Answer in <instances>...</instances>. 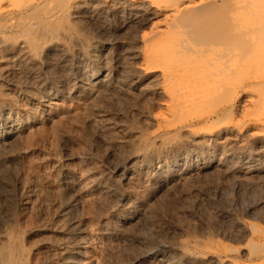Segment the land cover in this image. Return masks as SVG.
Listing matches in <instances>:
<instances>
[{"label":"rangeland","instance_id":"374dc122","mask_svg":"<svg viewBox=\"0 0 264 264\" xmlns=\"http://www.w3.org/2000/svg\"><path fill=\"white\" fill-rule=\"evenodd\" d=\"M47 1L48 3H46ZM47 1L40 4L41 11H39V7L38 10H36L38 16L42 13H48V11L51 12L56 8V10H59L72 2V0H57V3L55 2L56 0ZM229 2L232 1L229 0ZM79 13L78 17L82 20L78 18L79 22L76 21L75 25L83 36L89 37H86L89 41L95 40L92 43L97 46L98 51L96 52V59L99 64L102 63L109 68H115L117 65L119 66L122 62L123 64L125 62L124 65L129 63L126 66H130L131 63L129 61H131V59L129 58V53L133 45L132 42H134V34H137L141 29H147V22L144 21V18H141V20L134 19L129 16L127 12L120 11L113 7L107 9L94 8V10L92 9L89 11L82 8L79 9ZM31 20L32 21L29 22L28 19V22L29 24L31 23V25L33 24L34 27L37 23V19L33 20L31 18ZM138 28H140V30ZM83 31H85V34ZM71 46L69 52H66V50L63 51V49L50 51L37 63L34 62L29 64L30 62H27V65V63L23 61L26 63V65H24L23 62H17V64L19 63V70L16 68L17 60H12V63L15 65L10 62L12 65L8 63L7 65L9 67L6 66L7 69L5 67V69L1 70L3 74L0 71V90H6V92L10 90V92L14 94L18 87V91H16L18 95L14 94L16 96L13 98L14 101L18 99V103L15 102V104L19 105H17L19 109H25L23 105H28L30 107V101H33V104H36L38 101V105H31L33 107L36 106L35 108L40 110V108L43 107V101L40 98L42 95L41 92H43V89L52 90L51 88H53L54 91L57 90L56 92H60L59 95L63 94V96L60 97L63 103L65 101L69 102L71 99L69 103L73 102V104L75 103L73 106H76L77 102L72 101L73 99L70 96L68 98V95L65 93H69V91L72 92V89H69L76 84V80L74 79L77 77V67L81 64L86 66H84V69L86 68V70H89L92 64L85 59L83 60V57L81 58L76 53L74 54L76 49L74 43H72ZM127 48L129 51H127ZM20 64L21 66L22 64L24 65L22 66L23 70L27 68L26 74L22 71L23 73L21 75ZM132 65H134V63ZM10 66L13 67L14 70ZM8 68H10L11 71L10 69L8 70ZM4 70L7 72L10 71L11 73L9 72L8 74ZM25 77L27 79L26 86H28V91L32 86L37 87L39 85L37 91L34 90L35 88H31L34 98L32 97V90L28 92L26 87H24L25 81H22V78L24 80ZM20 78L21 80H19ZM34 78L37 79L35 80ZM38 81L39 83L41 81V83H38L36 86L35 84ZM27 82L31 85L30 87ZM32 82L34 85H32ZM48 84L50 87H48ZM19 87L21 88L19 89ZM40 88L42 91H40ZM14 89L15 91H13ZM34 91H36L38 96L35 95L36 93ZM38 91L40 92L38 93ZM19 93L22 94L20 95ZM122 94L120 96L118 92L114 93V95L119 96L120 99L119 97L117 98V96L115 98L113 95L111 96V100L113 98L112 101L109 95L108 97H103V99L100 97L95 99L102 105L100 107L98 103L96 104L97 107L100 108L99 114H96L98 124H95V122L92 124L88 123L89 125L87 123L80 124L82 120L79 121L76 117L78 115L75 116L73 114H67L69 118L67 115H52V117L55 118H51L50 121L45 118L46 111L44 109L45 107H43L40 111H43V113L37 110V117L40 116L36 120L37 123H28L29 126H27V123H22L19 127V130L22 132L18 130L19 133L17 134L19 138L22 135V140H20L19 143L17 142L20 147L16 148L15 146V150H19L17 151L18 154L16 159L14 162H10L12 165L8 162L0 163V231H3L5 235L7 231L9 235L12 234L11 237L13 236V239H10V237L7 238V235L4 239L7 241L10 239V242L12 240V244L14 242L16 243L19 239L20 241H18L17 244L21 243L23 239L22 243H24L21 244L24 245V250H22V246H20L23 251H21L23 254L21 255V262L23 264H36V262L37 264H60L62 256L65 257L68 254L69 251L67 250H71V248L83 242V239H80L82 238L81 231L91 230L90 232L93 231V237L92 239L90 238L91 240L88 238L90 242L89 240L86 242V244L89 243L86 247L87 257H91L94 262L101 264H184V257L181 253L179 255L181 251L191 252V254L205 259L207 258L206 260L209 264H217V262L220 263L230 259L239 264H250V262L251 264L260 263L261 260L258 257L256 259L254 256H251V258L248 256L250 258L249 260L247 255L243 254L242 250L244 247H247L246 243H248L251 245V248L254 249L252 251H256V248L263 249L264 251V234L259 236V231L257 232V230H262L264 232V156L258 157L253 155L256 152L262 154L264 146L251 145V138L247 134V137L245 136L243 140L246 141V152L250 151L251 153L253 152V154L250 153L246 157L247 159H243V154L241 153H245L243 150L245 147L242 144H236V146H232L235 155L228 157L229 159L227 161L223 155L217 156L216 160L212 157L203 159L199 153L192 152V148H187L188 151L186 152H189V154L185 153L183 157L185 160L182 159L180 166L176 167L175 173L177 176H181V178L166 181L161 179L162 182L161 180L155 181L145 178L137 180V183H135L136 180L134 181L132 178L129 179L130 174L127 169L129 165L137 159V156H142L140 153H143L142 151L144 149L143 155H146L150 145L156 141L154 138L155 134H152L153 136L151 135L150 138L152 137L155 140L149 139L148 142L150 140L151 142L146 143L144 147L143 143L138 141L140 137L137 138L136 136L138 132L144 129L145 130L142 132L145 134L147 131L152 133L155 129H153L151 124H149L151 125L150 127L146 124V122L148 123L149 121H147V118L143 115L145 113L143 111L149 108L153 110L155 104L152 98L150 99L151 96L149 97L148 95L146 98L145 96L138 98L137 95L134 96L132 93H124L123 96ZM125 95L130 96L127 97ZM28 96L31 97L29 98ZM37 97L39 98L37 99ZM64 97H67L66 100ZM131 97L134 99H131ZM147 97H149L150 101ZM116 99L121 100V103H119V100L116 101ZM26 100H30V103ZM19 101H21V103ZM68 102L66 105L69 104ZM247 107H251V104ZM26 108L28 107L26 106ZM84 109L88 113L91 112L88 107ZM102 109L103 112H101ZM140 113L144 118H142L143 116ZM73 116L75 117L74 119L72 118ZM237 116H239V114L236 115V117ZM140 118L144 120L142 121ZM239 118H242L241 115ZM30 124L34 125L35 128ZM125 125H127V127L124 128ZM119 126L121 130H119ZM138 127H140L139 130ZM32 128L34 130H29ZM135 129L136 133L133 131ZM31 131H33L32 133L34 134H32ZM117 132L118 134H116ZM125 132H127L129 136L125 134ZM132 132L136 138L130 134ZM158 134L163 133L162 131H158L156 135ZM25 135L28 137L26 136L27 138H25ZM130 135L135 139L130 137ZM165 136L174 138L175 131L172 130L170 134L168 133ZM165 136H157L156 138H163ZM239 145L240 147H238ZM241 146L243 147L241 148ZM239 148H241V150ZM213 151L212 148L211 152ZM211 155H213V153ZM173 159L171 161H173ZM248 159L251 160V162ZM243 163H245V166H243ZM147 165L145 164L146 168L149 169L150 162L147 163ZM190 166L194 167L190 172L191 174L188 173V175L186 174V176H183ZM81 182H83V184ZM137 186L140 187L141 190ZM81 188L83 190H81ZM18 189L20 191H18ZM134 195L142 197L141 201L137 202L138 206H131L132 202L126 199ZM66 197L67 199H65ZM92 205L94 209L91 208ZM105 209L108 212H106ZM90 215L93 218H91ZM66 219L70 220L67 221ZM19 228H22L21 231L17 230L18 234L20 231V235H16V229ZM64 231H66V233ZM15 237H17L18 240ZM14 239L16 240L14 241ZM4 240L0 242V254L1 252L3 253L4 249L8 250V245L9 248L12 245L7 241L4 242ZM207 240H209V242ZM52 242H55V244ZM75 242L77 243L75 244ZM57 249H59L58 252H56ZM172 249H174V251H172ZM179 249L181 250L179 251ZM24 251L26 254H24ZM171 254H173V257L170 256ZM2 255L0 257L1 261ZM94 258L98 261H95ZM170 258L174 260L172 261ZM99 259H101L102 262L101 260L99 261ZM39 261L41 263H39Z\"/></svg>","mask_w":264,"mask_h":264},{"label":"bare ground","instance_id":"6f19581e","mask_svg":"<svg viewBox=\"0 0 264 264\" xmlns=\"http://www.w3.org/2000/svg\"><path fill=\"white\" fill-rule=\"evenodd\" d=\"M45 1L47 0H0V68H1L0 71L2 69H5V67L8 66L7 65L8 63L10 62L12 63V60H17L16 64L17 62L22 63L23 61L26 63L30 62L29 64H31L34 62L37 63L38 61L42 60L43 57L50 51L63 49V51L66 50V52L67 51L69 52L72 47L71 44L74 43L75 45L74 47H76V49L74 48L75 49L74 54L76 53L81 58L83 57V60L85 59L91 62L92 66L90 67V69L88 67L89 70H86V68L84 69L85 65H81L78 60V63L80 65L78 67L76 66L77 67L76 69L77 77L76 79H74L76 80V84H74L75 81L74 83L71 82L72 84L75 85L74 87H70L69 89V90L72 89V92L69 91L68 93L67 92L68 90L66 91L67 93L64 92L65 94L68 95V98L70 96L73 99L72 101L77 102L76 106H73L75 105V103L73 104V102H71L72 104L69 103L71 99L69 102L68 101L67 102L72 106H70L69 104L66 105L67 104L66 101H65L66 104L65 102L63 103L62 98L60 99V97L63 96V94L59 95L60 92H56L57 90L54 91L53 88H51L53 91L47 90V89L44 90L42 87L43 92H41L42 95L40 96V98L43 101L41 102L43 103V107H45L44 109L46 111V112L44 111L46 113L45 118L49 120L51 118L52 119L55 118V117H52V115L53 116L65 115L66 116L67 114L69 115L73 114L75 116L76 115L79 116V117L76 116L79 121L82 120L80 121L81 122L80 124L82 123L92 124L94 122L95 124H98L97 123L98 118L96 117V114H99L100 108L97 107L96 104L98 103V101H96L95 99L99 97L103 99V97H106V96L108 97L109 95L110 100H111V96H113L114 93L116 92H118L120 96L122 93H123L122 96L124 95V93H128V94L132 93V95L134 96L137 95L138 98L141 96H145L146 98L147 95L149 97L151 96L150 99L152 98V101L155 104V107L153 108V110H150V108L149 109L147 108L148 110L143 111L145 112L143 115L145 116V118H147L146 120L149 121L148 123L145 121L146 124L148 125L151 124L153 126V129L154 128L155 129L152 131V133H149L146 129L147 131L146 134L142 132L145 130L144 129L138 132L136 136L137 138L140 137L138 141H140V143H143L144 147L146 143L151 142V140L148 142L149 139H153L152 137L150 138L152 134H155L154 138L156 139V141L153 142V144L150 143L152 145L149 144L150 147L146 155H143L144 150H145L144 149L142 151L143 153H140L142 154V156L137 154L139 155L137 156V159L131 165H129L127 169L128 173L130 174L129 179L132 178V180L134 181L136 180L135 183H137V180H142L145 178L152 179L155 181H158L161 179L166 181V180H175L177 178H181V176H177L175 172H176V167H179L180 164L182 163L181 161L182 159H184L183 158L184 154L185 153L189 154V152H186L188 151L187 148H192L191 149L192 152L199 153L203 159L206 157H212L213 159L216 160L217 156L223 155L225 160L227 161L229 159L228 157H232L235 155V152L232 148L233 145L236 146V144H242L244 147L246 146L245 145L246 141H243V140L245 136L247 137V134L251 138V145L253 144L254 146L256 145L264 146V0H231L232 2H229V0H72L70 4H68L65 7L60 8L59 10H56L57 9L56 8V9H53V11L51 12L48 11V13L46 14L42 13L43 15L40 14V16H38L36 10H38V7L40 8V4ZM55 2L57 3V0ZM46 3H48V1ZM109 7L117 8L120 11H125L129 14V16H131L134 19L141 20V18H144V21L147 22V29L140 30V28H138L140 31L138 30L139 32L138 33L136 32L137 34L133 33L135 35L134 36L135 38H134V42H132L133 45L130 48L131 52L129 53V56H130L129 58L131 59V61L129 62L131 64L130 66H128L131 68H128L126 66L129 64L127 62H126L127 63L126 65H124L125 62L124 64L122 62V64L119 66L116 64L117 66L115 68H109L108 66L103 65L102 63L99 64L98 60L96 59L97 58L96 52L98 51L97 46L92 43L95 40L89 41L86 38L88 36L86 37L83 36L75 25L76 21L79 22L78 21L79 9L83 8L89 11L92 9L94 10V8L95 9L96 8L97 9L98 8L107 9ZM41 10L42 9L40 8L39 11ZM31 18L33 20L37 19V23L36 25H34V27H33V24L32 25L31 23L29 24V22L32 21ZM28 19H29V22H28ZM79 20H82V19L79 18ZM84 32L85 31H83V33ZM127 51H129L128 48H127ZM103 57H106V56H103ZM24 62L23 64L26 65V63ZM132 62L134 63V65H132L133 64ZM39 63H38V66H39ZM18 64L16 68L19 70ZM23 64L22 66H24ZM22 66L20 69L21 75L23 73L22 71L25 72L24 74H26V71H27V68L23 70ZM9 69L10 68H8V70ZM4 71L7 72L6 70ZM1 72L3 74V71ZM9 72L7 73L9 74ZM17 75L19 77L18 73ZM19 80H21V78ZM26 80H27L26 77L24 80L22 78V81H25L24 87H26L28 91V88H27L28 86H26ZM28 82H31V81H28ZM38 83L39 81L35 85L37 86ZM32 85H34L33 82H32ZM30 86L31 85H29V87ZM37 87L34 86L33 89L35 88L34 90L37 91ZM48 87H50L49 84H48ZM20 88L21 87H19V89ZM31 88L29 90L30 92L32 90ZM3 91L0 90V163L1 162L10 163V162H14V160L17 157V154H18L17 151L19 150L16 151L15 146L16 148L20 147V145H18L17 142L19 143V141L22 140L21 139L22 135L19 138L17 134L19 133V131H21L19 130V127L22 125V123L23 124L27 123V126H29L28 123H31V124L37 123L36 120L40 116L37 117L38 109L35 108L36 106L33 107L34 105L38 103V101L37 102L35 101L36 104H33L32 103L33 101L29 100L31 102L30 103L28 100H26L28 103H30V107L28 105H26L28 108H26V106L23 105L25 109H19L17 107L18 104H15V102L18 103L17 102L18 99L17 100L15 99L14 101V98H15L14 96H16L14 94L18 93L16 92L18 91V87L16 88V91L15 89L13 90L15 91L14 94L10 92V90H8L9 92H6V90L4 92ZM36 91L34 92L36 93ZM40 91H42L41 88H40ZM40 91H38V93ZM62 91H65V90H62ZM31 93L33 97V90ZM35 95H37V93ZM125 96L124 98L126 99ZM118 97L119 96H117V98ZM149 97L147 98L150 101ZM38 98L39 97H37V99ZM121 98L124 99L123 97ZM132 98L133 97H131V99ZM119 99H116V101H118ZM120 101L121 100H119V103H121ZM19 102L21 103V101ZM31 104H33V106ZM250 104H251V107H247ZM98 105L100 107L102 106L100 105V103H98ZM86 107H88L91 112L89 113L86 112V110L84 109ZM42 108H40V110L38 111L40 112ZM101 112H103V109ZM40 113H43V111ZM238 114L239 116L241 115L242 118H239V116H237L238 117L237 118L236 115ZM69 115H67V117ZM144 116L142 118H144ZM72 118L74 119L75 117L73 116ZM151 125H149V127ZM31 126H34V125H31ZM125 127H127V125H125L124 128ZM36 128L38 129L37 126ZM136 129L133 131L135 132ZM139 129L140 127H138V130ZM29 130H34V129L32 128ZM119 130H121V128ZM172 130L175 131V137L174 138L166 137L165 135L168 133L170 134ZM158 131H162L163 134L156 135ZM32 132L33 131H31V133ZM127 132H125V134H127ZM116 134H118V132ZM130 134L135 136L133 132ZM127 135L129 136V134ZM132 135H130V137H133ZM163 135L165 137L158 138V139L156 138L157 136L162 137ZM26 136L27 135H25V138L28 137ZM243 146H241V148ZM136 147L138 148L139 146H136ZM238 147H240V145ZM246 147L243 148L245 153L244 152L241 153L243 154L242 156L243 159H245L248 156V154L251 153L250 151L246 152L247 151ZM212 148L214 150L213 152H211ZM241 148L239 149L241 150ZM262 151L264 152V150ZM263 152L262 154L257 153V152L255 154H253L252 152L251 154L261 157V156H264ZM212 153L213 155H211ZM172 159L173 161H171ZM249 161L251 162V160ZM149 162H150V166L148 167L149 169H147L145 164L147 165V163ZM245 163H243V166H245L244 165ZM193 169L194 167L190 166L188 171L185 172L183 176H186V174L188 175V173L191 174L190 172ZM81 183L83 184V182ZM138 188L140 189V187ZM19 189L18 191H20ZM81 190L83 189L81 188ZM140 197L137 195H134L131 198L128 197L126 199L132 202L131 206H138L137 202H140L142 199V197L141 198ZM65 199H67V197ZM91 208L94 209L93 205ZM71 209H72V205H71ZM91 218L93 217L91 216ZM21 229L20 228L16 229V232L17 230L21 231ZM20 231H19V234L17 232L16 235L17 234L20 235ZM90 231L91 230L81 231L82 236L81 235L80 236L82 238L80 237L79 238L83 239V242L79 244L80 242L78 241L79 242L78 243L79 245L77 244L78 246L71 248V250L70 249L67 250L69 252L65 257L62 256L60 264H101L98 262H94L92 260L93 258L90 257L91 258L90 259L89 257H87L86 247L89 245V243L86 244V242L87 240H89L90 238L92 239L93 237L92 235L93 231L92 232ZM258 231H259L258 233L259 236L264 234L262 230H257V232ZM64 232L66 233V231ZM6 235H7V238L10 237V239L13 237V236L11 237L12 234L10 235L8 234V231ZM6 235L4 234L3 231H0V242L5 239ZM21 237H22V234H21ZM15 238L17 239V237ZM10 239H8V241L4 240V242L7 241L9 244H12V240L11 242L9 241ZM16 239H14V241ZM18 241H20V239ZM18 241H16V243L14 242L15 244L13 243L14 245L12 244L10 248L7 243L8 250L4 249L5 253L2 249L3 253L1 252L0 257L2 254L4 255H2L3 257H2V261L0 260V264H21L22 263L21 255H23L22 250H24L23 249L24 245L22 244L24 242L22 243L23 241L22 239L21 241L22 244L21 243L17 244ZM207 241L209 242V240ZM244 241H248V240H244ZM52 243L55 244V242H52ZM76 243L77 242H75V244ZM248 245L250 249L248 248ZM20 246H22V250ZM246 246L247 247H244L242 250L243 254L247 255V257L249 256L250 258L251 256L252 257L254 256L256 259L258 257L261 260L260 261L258 259L260 261V263L258 264H263L264 263L263 249L261 250L259 248H256L255 249L256 251H252L254 249L251 248L250 244L246 243ZM180 250L181 249H179V251ZM58 251L59 249H57L56 252ZM172 251H174V249H172ZM94 252H97V251H94ZM180 253L184 257V262L181 260L184 264H209L208 261L206 260L207 258L205 259L203 257L191 254V252L188 253L185 251H181L179 252V255ZM24 254H26L25 251H24ZM173 254H171L170 256H172ZM249 257L248 259L250 260ZM100 260L101 259H99V261ZM171 260L173 261L174 259H171ZM95 261H98V260L95 259ZM39 263L41 262L39 261ZM217 264H239V263L233 262L230 259V260H226L220 263L217 262Z\"/></svg>","mask_w":264,"mask_h":264}]
</instances>
